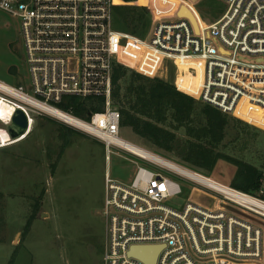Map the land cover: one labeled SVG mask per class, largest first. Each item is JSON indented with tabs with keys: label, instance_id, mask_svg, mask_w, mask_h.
I'll use <instances>...</instances> for the list:
<instances>
[{
	"label": "built area",
	"instance_id": "built-area-1",
	"mask_svg": "<svg viewBox=\"0 0 264 264\" xmlns=\"http://www.w3.org/2000/svg\"><path fill=\"white\" fill-rule=\"evenodd\" d=\"M221 1L225 12L208 24L188 7L198 31L179 10L174 18L156 19L144 40L114 28L115 0H0V10L19 20L30 76L28 86L0 79V130L8 134L6 140L0 135V148L28 135L32 107L47 106L66 114L53 117L100 141L107 162L112 153L124 152L135 164L127 182L109 169L105 173V264H147L130 253L135 245L160 246L155 264H247L264 258V198L122 139L121 113L112 98L115 64L152 76L168 62H199L203 103L239 117L264 113V0ZM134 43L143 49L136 52ZM65 96L103 99V110L76 116L57 107ZM17 109L27 115L29 128L15 139L9 126ZM179 177L207 189L209 204H169L183 194Z\"/></svg>",
	"mask_w": 264,
	"mask_h": 264
},
{
	"label": "rangeland",
	"instance_id": "rangeland-1",
	"mask_svg": "<svg viewBox=\"0 0 264 264\" xmlns=\"http://www.w3.org/2000/svg\"><path fill=\"white\" fill-rule=\"evenodd\" d=\"M182 5L193 10L201 22H213L227 8L221 0H115L114 28L141 30L139 21L144 20L146 26L137 36L148 40L154 21L178 16ZM132 48L136 52L143 49L137 45ZM23 54L19 21L0 11V79L29 85ZM164 67L161 73L148 74L174 84L193 98L189 121H179L169 105L157 107L144 80L132 77L135 69L128 67L121 81L122 99L126 95L130 104H135V93L145 85L147 93L142 94L147 108L139 103L131 112L164 128L170 139L159 147L130 125H121L120 137L189 170L264 198V113L253 111L255 117L208 113L198 97L203 65L168 62ZM32 109L28 135L0 148V222H6L0 226V264H105L109 233L103 214L105 173L109 169L113 178L127 182L135 172V164L126 160L124 152L112 153L107 162L106 149L100 141L48 113ZM241 112L249 115V111ZM157 114L166 119L156 122ZM210 114L217 115L215 124ZM178 180L183 194L169 204L176 208L187 202L209 204L210 199L203 194L207 189L185 177ZM31 216L33 223L27 230ZM18 231L20 234L12 242ZM247 264H264V258Z\"/></svg>",
	"mask_w": 264,
	"mask_h": 264
},
{
	"label": "trees",
	"instance_id": "trees-1",
	"mask_svg": "<svg viewBox=\"0 0 264 264\" xmlns=\"http://www.w3.org/2000/svg\"><path fill=\"white\" fill-rule=\"evenodd\" d=\"M117 7L114 6V12L116 13ZM143 16V15H142ZM126 22V21H125ZM127 23V22H126ZM139 25H141V30L137 28L130 29L132 31L131 33L135 35H140L143 32V27H145L146 22L144 20L139 21ZM129 25H127L128 27ZM128 67L123 64H115L114 70H113V77H112V84H113V92H112V98L113 102L116 107H119L117 103L121 105L120 110L122 122L121 125H130L136 133L141 135L142 137H147L155 141V145L161 147L162 141L167 142L170 139L169 134H164L166 131L164 128L160 127L155 122H152L150 119L143 118L142 116H138L135 111L132 109H136V105L141 103L144 109L147 107L146 100L143 97L147 93L146 87L148 88V91L150 92V96L152 97V100L154 101V104H157V107L162 109L163 105H169L174 110V116L177 117L179 121H189V114L193 110L194 101L187 92L182 91L181 89L177 88L174 84L158 77L148 76L146 74H143L142 72H139L137 70L132 71V77L137 79H142L146 83V87L141 86L143 88H139L140 90H137L136 98L137 102L133 105L130 104L129 97L125 95V97L122 99L120 95V88H121V81L127 74ZM10 71L12 73L15 72L14 68H10ZM139 101V102H138ZM149 104H153L151 100L148 101ZM129 104L130 108H126L125 106ZM206 105V111L208 113L215 112L216 114H219L220 110L208 105ZM57 107H59L62 110L70 111L74 115L83 117V118H89L91 113L102 111L103 110V99H96V98H81L78 96H65L63 101L57 104ZM138 107V106H137ZM158 109V108H157ZM140 112V110H137ZM136 111V112H137ZM141 112L144 114L145 110H141ZM214 115V114H213ZM156 122H162L166 119V116H163V114H157V116L154 118ZM210 121L212 124H215L217 121V115L212 117V114H210ZM255 176V175H254ZM254 177H252L253 179ZM246 191V190H245ZM34 216H31L28 220L27 224V230L31 228V225L33 223Z\"/></svg>",
	"mask_w": 264,
	"mask_h": 264
},
{
	"label": "water",
	"instance_id": "water-1",
	"mask_svg": "<svg viewBox=\"0 0 264 264\" xmlns=\"http://www.w3.org/2000/svg\"><path fill=\"white\" fill-rule=\"evenodd\" d=\"M179 15L188 18L193 24L195 30H199V25L195 15L192 11L182 6ZM29 128V119L22 109H17L12 118V123L9 126L10 135L13 138H18L23 135ZM161 247L155 245H135L132 247L130 253L138 256L144 260L147 264H155Z\"/></svg>",
	"mask_w": 264,
	"mask_h": 264
},
{
	"label": "bare ground",
	"instance_id": "bare-ground-1",
	"mask_svg": "<svg viewBox=\"0 0 264 264\" xmlns=\"http://www.w3.org/2000/svg\"><path fill=\"white\" fill-rule=\"evenodd\" d=\"M133 45H137V46H139L140 47V45H138L137 43H134ZM142 48V47H141ZM41 108V110H43L45 113H48V114H50V115H52V116H55V117H57V118H61V116H66V114H64L61 110H59V109H57V108H51V107H45V106H43V107H40ZM0 110H1V113L3 114L4 113V109L2 108V107H0ZM32 121L33 120H31V124H32ZM31 127V126H30ZM0 135L3 137V139L4 140H6V138L8 137V134L6 133V132H4V131H1L0 130ZM24 138V137H23ZM139 151H142V150H139ZM142 152H144V151H142ZM169 163H171V162H169ZM177 168H179L178 166H176ZM179 169H181V168H179ZM183 171H186V170H184V169H182ZM187 172V171H186ZM204 181H205V179H203Z\"/></svg>",
	"mask_w": 264,
	"mask_h": 264
},
{
	"label": "crops",
	"instance_id": "crops-1",
	"mask_svg": "<svg viewBox=\"0 0 264 264\" xmlns=\"http://www.w3.org/2000/svg\"><path fill=\"white\" fill-rule=\"evenodd\" d=\"M1 11V10H0ZM1 12H3V11H1ZM4 14H6V15H8V16H10V17H12V18H14V19H16L17 21H19L16 17H14V16H12V15H10V14H8V13H6V12H3ZM204 21V24H208V23H210V22H208L206 19H203ZM221 112V111H220ZM33 122V121H32ZM145 138V137H144ZM218 181V180H217ZM5 223L6 222H3V223H1L0 222V226H4L5 225ZM20 234V231H18L15 235H14V237H13V239H12V242H15V239L17 238V236ZM1 241V240H0Z\"/></svg>",
	"mask_w": 264,
	"mask_h": 264
}]
</instances>
